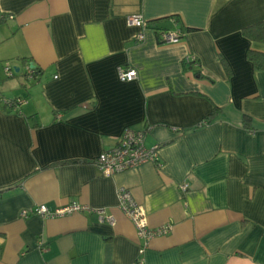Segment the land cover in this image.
I'll return each mask as SVG.
<instances>
[{"label": "crops", "instance_id": "1", "mask_svg": "<svg viewBox=\"0 0 264 264\" xmlns=\"http://www.w3.org/2000/svg\"><path fill=\"white\" fill-rule=\"evenodd\" d=\"M0 12V63L19 68H0V264H264V69L248 56L264 42L244 32L264 0H0ZM132 14L158 32L136 41ZM119 66L138 78L121 81ZM147 125L159 162L103 176L99 154ZM122 188L150 226L171 228L142 253ZM73 201L115 224L96 211L21 216Z\"/></svg>", "mask_w": 264, "mask_h": 264}, {"label": "built area", "instance_id": "2", "mask_svg": "<svg viewBox=\"0 0 264 264\" xmlns=\"http://www.w3.org/2000/svg\"><path fill=\"white\" fill-rule=\"evenodd\" d=\"M6 18L0 12V19ZM128 22L132 26L142 28V31L136 35V41L140 42L145 39V30L150 27L148 22L142 14H132L128 17ZM185 35L184 30L177 31H163L161 38L164 42H179ZM188 61L196 62L197 58L194 55L187 57ZM10 62L4 64V70L8 77H13L16 72ZM34 65L27 64L24 76L27 81L32 80L34 77ZM118 76L121 81H132L138 78V71L134 67H118ZM6 101V100H5ZM22 100H7V104L11 106H20ZM151 127L149 125L142 129L125 128L121 136L118 138L116 145L101 152L94 161L99 172L103 176H112L116 173L124 172L138 168L145 163H157L160 160V145L155 144L151 147L146 145L147 133ZM189 188L188 184L181 185V189L186 191ZM119 208L134 224L137 235L142 241L141 253L145 250L149 242L160 235L168 234L171 228L162 226L153 228L150 226L149 219L144 207L137 202L129 188H122L119 191ZM96 211L99 214V219L102 222H109L115 224V219L112 215H105L104 210H94L90 206L81 204L79 202H71L64 206L51 209L46 204H37L36 206L26 208L21 211L23 218H28L33 215H38L43 218L62 217L69 214ZM139 264H145L144 259H140Z\"/></svg>", "mask_w": 264, "mask_h": 264}, {"label": "trees", "instance_id": "3", "mask_svg": "<svg viewBox=\"0 0 264 264\" xmlns=\"http://www.w3.org/2000/svg\"><path fill=\"white\" fill-rule=\"evenodd\" d=\"M150 26L156 29L158 32V29L156 25L151 22ZM187 30H191L190 28H187ZM244 32L247 36L251 37L255 41L259 42H264V21L257 22L255 24L249 25L244 28ZM249 59L253 61L255 67L257 69H264V52L257 51V50H250L249 52ZM34 77L30 81H34L38 79V77L41 75V70L34 66ZM17 75V74H15ZM219 107H215L212 114L216 113L219 111ZM209 121V119L207 120ZM243 125L248 129V130H254V124H253V117H251L248 114H245L243 116Z\"/></svg>", "mask_w": 264, "mask_h": 264}, {"label": "rangeland", "instance_id": "4", "mask_svg": "<svg viewBox=\"0 0 264 264\" xmlns=\"http://www.w3.org/2000/svg\"><path fill=\"white\" fill-rule=\"evenodd\" d=\"M0 68L4 69V65L2 63H0ZM4 73H5V75H7L6 72H5V70H4Z\"/></svg>", "mask_w": 264, "mask_h": 264}, {"label": "water", "instance_id": "5", "mask_svg": "<svg viewBox=\"0 0 264 264\" xmlns=\"http://www.w3.org/2000/svg\"><path fill=\"white\" fill-rule=\"evenodd\" d=\"M16 69V72H19V68H15Z\"/></svg>", "mask_w": 264, "mask_h": 264}]
</instances>
